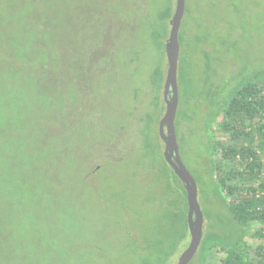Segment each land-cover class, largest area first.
<instances>
[{
  "label": "rangeland",
  "instance_id": "rangeland-1",
  "mask_svg": "<svg viewBox=\"0 0 264 264\" xmlns=\"http://www.w3.org/2000/svg\"><path fill=\"white\" fill-rule=\"evenodd\" d=\"M175 6L0 0V264H177L188 210L158 155L155 93ZM179 38L177 139L205 217L197 264L244 237L212 185L208 101L264 77V0H186Z\"/></svg>",
  "mask_w": 264,
  "mask_h": 264
},
{
  "label": "trees",
  "instance_id": "trees-1",
  "mask_svg": "<svg viewBox=\"0 0 264 264\" xmlns=\"http://www.w3.org/2000/svg\"><path fill=\"white\" fill-rule=\"evenodd\" d=\"M169 10L171 14L172 7ZM163 86L155 93H160ZM208 102V111H212L206 127L211 183L223 194L222 202L234 222L241 225L244 237L230 248L218 243L208 245L198 263L215 264L218 255L223 254L221 264H264V77L258 78L257 74L229 96ZM179 125L180 121L177 125L175 120L176 134ZM157 136L160 138L159 129ZM160 152L159 157L166 163ZM180 199L188 210L186 190ZM184 222L188 228L187 214ZM254 238L262 243L251 245L249 240Z\"/></svg>",
  "mask_w": 264,
  "mask_h": 264
},
{
  "label": "water",
  "instance_id": "water-1",
  "mask_svg": "<svg viewBox=\"0 0 264 264\" xmlns=\"http://www.w3.org/2000/svg\"><path fill=\"white\" fill-rule=\"evenodd\" d=\"M186 0H176V6L170 19V32L165 44L167 57V73L163 86L165 113L159 121V137L164 142L163 156L173 172L184 184L188 204L187 227L190 242L181 253L177 264H189L197 254L204 235V211L199 202V189L194 176L182 161L178 144L175 120L179 105V32L184 18Z\"/></svg>",
  "mask_w": 264,
  "mask_h": 264
}]
</instances>
